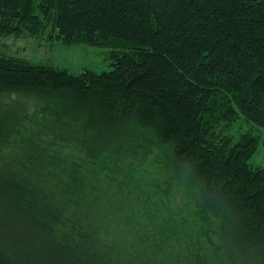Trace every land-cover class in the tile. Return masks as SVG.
Here are the masks:
<instances>
[{
  "label": "trees",
  "instance_id": "16d2710c",
  "mask_svg": "<svg viewBox=\"0 0 264 264\" xmlns=\"http://www.w3.org/2000/svg\"><path fill=\"white\" fill-rule=\"evenodd\" d=\"M48 24L114 68L0 54V264H264V0H0Z\"/></svg>",
  "mask_w": 264,
  "mask_h": 264
},
{
  "label": "rangeland",
  "instance_id": "374dc122",
  "mask_svg": "<svg viewBox=\"0 0 264 264\" xmlns=\"http://www.w3.org/2000/svg\"><path fill=\"white\" fill-rule=\"evenodd\" d=\"M54 33L55 30L51 24H48L37 34L27 31L18 34L0 32V54L22 57L33 63L52 64L72 73H80L84 70L101 72L114 68L110 58V47L85 43L67 45L62 40L52 38L51 35ZM249 124L251 125V123ZM249 124H244V126L248 127ZM254 131L261 139L264 138L263 131L259 129H254ZM140 150L142 154H146L147 158L155 159L156 155L153 153L154 149L150 143H145ZM250 162L264 167V145L262 142Z\"/></svg>",
  "mask_w": 264,
  "mask_h": 264
}]
</instances>
